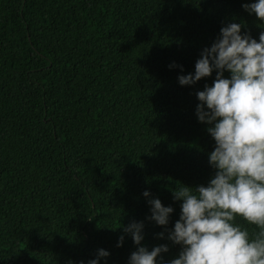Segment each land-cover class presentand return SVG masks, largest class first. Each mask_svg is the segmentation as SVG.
<instances>
[{
  "label": "trees",
  "instance_id": "obj_1",
  "mask_svg": "<svg viewBox=\"0 0 264 264\" xmlns=\"http://www.w3.org/2000/svg\"><path fill=\"white\" fill-rule=\"evenodd\" d=\"M248 2L0 0V264H69L98 248L110 253L102 264H126L136 245L116 243L133 220L144 221L142 244L178 254L145 220L141 193L173 207L171 228L172 190L207 184L214 141L195 92L215 73L191 86L177 75L223 23L258 39Z\"/></svg>",
  "mask_w": 264,
  "mask_h": 264
},
{
  "label": "clouds",
  "instance_id": "obj_2",
  "mask_svg": "<svg viewBox=\"0 0 264 264\" xmlns=\"http://www.w3.org/2000/svg\"><path fill=\"white\" fill-rule=\"evenodd\" d=\"M241 8L264 28V0L242 3ZM168 67L183 73V66L174 61ZM213 73L211 85L205 83L195 92L194 110L214 141L207 154L213 169L207 184H182L172 190L180 211L171 228L173 207L147 189L141 193L148 205L145 220L162 227L155 235L180 250L165 259L168 244L149 249L142 244L144 221L133 220L121 224L116 243L122 246L129 236L136 245L126 264H264V30L257 39L242 21L223 23L211 44L199 52L194 70L178 74L177 82L191 86ZM237 218L257 231L250 233ZM109 255L98 248L93 258L69 264H102Z\"/></svg>",
  "mask_w": 264,
  "mask_h": 264
}]
</instances>
